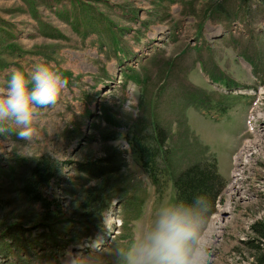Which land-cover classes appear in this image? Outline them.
Wrapping results in <instances>:
<instances>
[{
	"label": "rangeland",
	"instance_id": "1",
	"mask_svg": "<svg viewBox=\"0 0 264 264\" xmlns=\"http://www.w3.org/2000/svg\"><path fill=\"white\" fill-rule=\"evenodd\" d=\"M41 62L68 83L29 140L0 135V264H116L175 199L162 157L186 169L208 153L224 182L244 173L246 194L228 197L232 180L222 192L212 216L230 210L202 235L211 264H259L264 142L243 167L231 156L258 84L264 123V0H0V83ZM135 147L150 151L157 184ZM106 157L110 175L81 170ZM40 160L48 183L30 179Z\"/></svg>",
	"mask_w": 264,
	"mask_h": 264
},
{
	"label": "clouds",
	"instance_id": "2",
	"mask_svg": "<svg viewBox=\"0 0 264 264\" xmlns=\"http://www.w3.org/2000/svg\"><path fill=\"white\" fill-rule=\"evenodd\" d=\"M55 65L41 62L15 69L0 83V135L29 140L41 109L54 106L67 86ZM203 197L191 202L161 201L150 222L140 223L133 239L117 249L116 264H211L202 241Z\"/></svg>",
	"mask_w": 264,
	"mask_h": 264
},
{
	"label": "trees",
	"instance_id": "3",
	"mask_svg": "<svg viewBox=\"0 0 264 264\" xmlns=\"http://www.w3.org/2000/svg\"><path fill=\"white\" fill-rule=\"evenodd\" d=\"M135 148V153L142 163V168L148 173L153 184H157L156 175L153 173L156 165L153 166L154 161L150 151L140 147ZM158 149L159 146L156 144L155 154ZM162 160L168 174H171L176 200L191 202L197 196L203 197L204 206L200 213L203 232L208 223L209 216L213 211L215 200L225 185L224 180L218 172L216 159L208 153L200 159L199 163L186 169H182L181 163L177 167L167 164L164 156ZM114 165L115 162L110 161V157H106L88 163L81 170L87 172L94 178H103L110 175ZM50 172V167L47 162L40 160L33 166L30 179L35 177L40 183H48L51 181ZM30 179L25 181L24 190L35 194L37 187L31 184ZM261 235L264 236V226H261ZM262 261H264V257L259 259V264H262Z\"/></svg>",
	"mask_w": 264,
	"mask_h": 264
},
{
	"label": "bare ground",
	"instance_id": "4",
	"mask_svg": "<svg viewBox=\"0 0 264 264\" xmlns=\"http://www.w3.org/2000/svg\"><path fill=\"white\" fill-rule=\"evenodd\" d=\"M260 89V88H259ZM259 134L257 135V137H255L254 139H252L251 141H250V139L247 141V144L245 145V147L241 150V152H240V154L238 155V161L237 162H239L240 163V166L241 167H243V164L244 163H247V161L245 162V159H247V157L245 156L246 155V153H249V152H251V151H253L252 150V147H255V149L257 148V149H259V147H260V149H261V146H262V142H264V126H262L261 128L259 127ZM263 153H264V150L262 151ZM241 156H242V160H240L239 161V159L241 158ZM244 161V162H243ZM243 162V163H242ZM237 164V163H236ZM237 168V167H236ZM239 171H238V169H236V171L235 172H233V176H232V184H230L229 185V187L227 188V190H225V191H227V194H228V197L230 196V195H234L235 193H240V192H242L243 194H245V191L243 190V188H241L242 186L240 185L241 184V181L242 180H244L243 179V172L241 171V174L240 173H238ZM243 185V184H242ZM226 189V188H225ZM226 194V195H227ZM246 195V194H245ZM224 196V195H223ZM220 200H221V198L217 201V203H216V206H215V210H216V208H217V210H218V207H219V205H221L220 204ZM227 202V201H226ZM229 207V204H226V206L224 207V208H220L219 209V211H218V213H217V215H213L212 217H213V220L214 221H216V222H218V221H221V219L223 218V217H225L226 215H227V212H228V210H230V207ZM227 208H228V210H227ZM226 211V214L225 215H223L222 213L223 212H225ZM230 214V213H229ZM223 215V216H222ZM221 226V225H220ZM213 228V227H212ZM212 230V229H211ZM210 231V230H209ZM206 238V237H205ZM208 239V238H207ZM206 239V240H207ZM208 240H210V239H208ZM205 241V240H204ZM208 242V241H207Z\"/></svg>",
	"mask_w": 264,
	"mask_h": 264
}]
</instances>
